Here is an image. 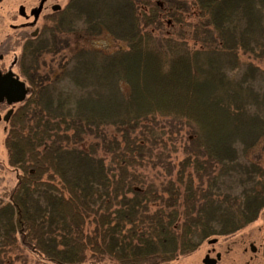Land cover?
Masks as SVG:
<instances>
[{"label":"trees","instance_id":"1","mask_svg":"<svg viewBox=\"0 0 264 264\" xmlns=\"http://www.w3.org/2000/svg\"><path fill=\"white\" fill-rule=\"evenodd\" d=\"M28 63L0 264H166L264 209V0H68Z\"/></svg>","mask_w":264,"mask_h":264},{"label":"flooded vegetation","instance_id":"2","mask_svg":"<svg viewBox=\"0 0 264 264\" xmlns=\"http://www.w3.org/2000/svg\"><path fill=\"white\" fill-rule=\"evenodd\" d=\"M5 1L0 0V123L7 129L31 94L28 62L55 27L62 6L59 0H18L5 7ZM21 89L24 97L16 101ZM263 223L205 239L200 264H264Z\"/></svg>","mask_w":264,"mask_h":264},{"label":"rangeland","instance_id":"3","mask_svg":"<svg viewBox=\"0 0 264 264\" xmlns=\"http://www.w3.org/2000/svg\"><path fill=\"white\" fill-rule=\"evenodd\" d=\"M18 0H6L4 3V6H12V4L15 2L17 3ZM68 0H59L58 3L62 6V8L65 6ZM7 2H10V4H7ZM32 3V2H31ZM96 46L100 47H107L109 49H114L117 47V42L110 38L101 37L95 42ZM45 61L48 62L50 60L49 55H45ZM264 67V66H263ZM8 125L7 129L4 126V124L0 123V196L3 195L4 192H7L10 190L16 183V176L18 171H16L14 168L9 166L8 164V153L5 148V137L7 135V132L9 130ZM264 213V209H262L257 218L246 225L247 227H253V226H259L262 222H264L262 216ZM244 226V227H246ZM264 226V223L262 224ZM203 244V243H202ZM203 246H198L195 251L192 253L186 255V256H180L175 261L168 262V264H200L201 259L203 258ZM16 264H46L42 262H38L33 256L29 254H25V257L22 261L17 262Z\"/></svg>","mask_w":264,"mask_h":264},{"label":"water","instance_id":"4","mask_svg":"<svg viewBox=\"0 0 264 264\" xmlns=\"http://www.w3.org/2000/svg\"><path fill=\"white\" fill-rule=\"evenodd\" d=\"M55 8H59V6L56 5ZM55 8H54V9H55ZM23 97H24V90L21 89V91H20V95H19L18 97H16L15 100H16V101H21V100L23 99Z\"/></svg>","mask_w":264,"mask_h":264}]
</instances>
